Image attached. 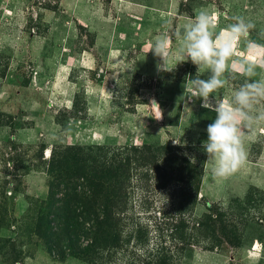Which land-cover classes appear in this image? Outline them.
<instances>
[{"label":"rangeland","instance_id":"1","mask_svg":"<svg viewBox=\"0 0 264 264\" xmlns=\"http://www.w3.org/2000/svg\"><path fill=\"white\" fill-rule=\"evenodd\" d=\"M200 10L264 45V0H0V264H264V123L236 174L204 166L215 112L174 39ZM250 57L217 94L264 77Z\"/></svg>","mask_w":264,"mask_h":264},{"label":"clouds","instance_id":"2","mask_svg":"<svg viewBox=\"0 0 264 264\" xmlns=\"http://www.w3.org/2000/svg\"><path fill=\"white\" fill-rule=\"evenodd\" d=\"M219 15L200 10L183 26V31L175 33L174 39L180 44V60L190 59L197 67L196 76L191 80L194 95L202 99V107L215 112L213 122L207 126L208 139L203 142L208 157L204 166L211 165L214 177L227 178L246 164L249 155L247 135L255 126L264 123V77L251 82L245 80L231 97L217 93L229 83L231 63L237 62L232 58L238 43H246L253 59L264 54V45L248 39L256 25L242 16H232V22L217 31ZM174 39L164 32L151 42L150 52L162 61L157 64L158 72H170L168 61L175 55L170 51ZM261 66L264 67V61ZM253 68L254 65H248L246 71L251 73ZM204 70L210 74L200 78ZM151 106L155 109V119L162 120L164 113L160 106L156 103Z\"/></svg>","mask_w":264,"mask_h":264},{"label":"bare ground","instance_id":"3","mask_svg":"<svg viewBox=\"0 0 264 264\" xmlns=\"http://www.w3.org/2000/svg\"><path fill=\"white\" fill-rule=\"evenodd\" d=\"M250 58H252V57H250ZM250 61H251V60H250ZM256 248L259 249V246H256ZM255 250H256V249H255ZM256 252H258V251L256 250ZM250 253H251L253 256H255L254 253H253V251H250Z\"/></svg>","mask_w":264,"mask_h":264}]
</instances>
